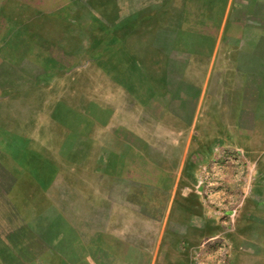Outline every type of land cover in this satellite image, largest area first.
<instances>
[{
	"label": "rangeland",
	"instance_id": "1",
	"mask_svg": "<svg viewBox=\"0 0 264 264\" xmlns=\"http://www.w3.org/2000/svg\"><path fill=\"white\" fill-rule=\"evenodd\" d=\"M223 5L0 0V264H120L108 253L149 249L132 230L168 201L210 225L178 245L188 264H264V172L215 145L195 183L166 194L176 151L147 146V80L204 58L169 48L179 33L208 41Z\"/></svg>",
	"mask_w": 264,
	"mask_h": 264
},
{
	"label": "crops",
	"instance_id": "2",
	"mask_svg": "<svg viewBox=\"0 0 264 264\" xmlns=\"http://www.w3.org/2000/svg\"><path fill=\"white\" fill-rule=\"evenodd\" d=\"M222 2L220 23L208 41H180L179 33L169 48L205 50L204 58L187 55L180 72L147 80L157 100L146 106L147 115L150 109L156 113L147 123V146L151 140L176 151V169L160 174L159 192L163 187L166 194L186 192L215 145L240 150L264 172V0ZM172 210L168 201L155 222L142 220L132 230V238L152 244L149 249L124 240V250L109 252L110 258L120 264H188L178 245L198 243L210 225L182 216L181 208L174 218Z\"/></svg>",
	"mask_w": 264,
	"mask_h": 264
}]
</instances>
